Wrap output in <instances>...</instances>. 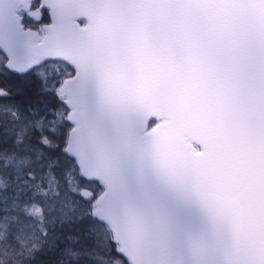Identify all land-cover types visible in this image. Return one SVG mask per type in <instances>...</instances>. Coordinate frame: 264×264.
<instances>
[{"label":"snow or ice","instance_id":"1","mask_svg":"<svg viewBox=\"0 0 264 264\" xmlns=\"http://www.w3.org/2000/svg\"><path fill=\"white\" fill-rule=\"evenodd\" d=\"M0 264H264V0H0Z\"/></svg>","mask_w":264,"mask_h":264}]
</instances>
